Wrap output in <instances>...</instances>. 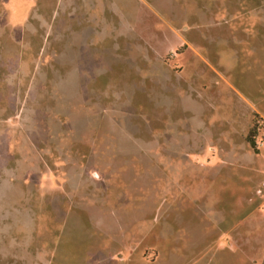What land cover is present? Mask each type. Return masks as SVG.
<instances>
[{
	"label": "rangeland",
	"instance_id": "obj_1",
	"mask_svg": "<svg viewBox=\"0 0 264 264\" xmlns=\"http://www.w3.org/2000/svg\"><path fill=\"white\" fill-rule=\"evenodd\" d=\"M263 186L264 0H0V264H151Z\"/></svg>",
	"mask_w": 264,
	"mask_h": 264
},
{
	"label": "crops",
	"instance_id": "obj_2",
	"mask_svg": "<svg viewBox=\"0 0 264 264\" xmlns=\"http://www.w3.org/2000/svg\"><path fill=\"white\" fill-rule=\"evenodd\" d=\"M238 194L244 193L239 190L234 193ZM250 194V197L242 199L241 206L237 202L226 207L222 204L214 208L204 205L201 210L204 217L193 225L192 234L176 239L171 234L170 225L161 233H153L151 247L154 257L151 264H264V186ZM102 218H107V223L110 221V216L103 215ZM131 221L133 224L134 221ZM99 223L104 227L109 226L107 223ZM131 224L126 221L123 226L126 228ZM104 233L102 242L96 241V257L77 261V264H141V257L133 259L132 249L122 247L126 244L123 237L114 240L113 252L119 254L121 248H124L129 254L121 255L123 257L116 261L112 256L115 253L111 252V231L107 229ZM106 237H109L108 241H104ZM19 260L21 264H54L47 252L32 257L30 252L24 250L10 254L8 264H16ZM59 264H76V260L70 255V258H63Z\"/></svg>",
	"mask_w": 264,
	"mask_h": 264
},
{
	"label": "trees",
	"instance_id": "obj_3",
	"mask_svg": "<svg viewBox=\"0 0 264 264\" xmlns=\"http://www.w3.org/2000/svg\"><path fill=\"white\" fill-rule=\"evenodd\" d=\"M249 139L251 140L252 144L254 143V134L252 132L248 135Z\"/></svg>",
	"mask_w": 264,
	"mask_h": 264
}]
</instances>
